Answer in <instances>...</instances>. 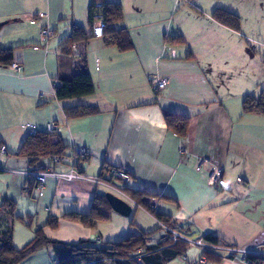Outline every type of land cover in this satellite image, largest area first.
Here are the masks:
<instances>
[{"label": "crops", "instance_id": "crops-1", "mask_svg": "<svg viewBox=\"0 0 264 264\" xmlns=\"http://www.w3.org/2000/svg\"><path fill=\"white\" fill-rule=\"evenodd\" d=\"M108 2L122 5L124 21L117 27L128 31L133 50L105 46L96 29V38L74 46L72 73L84 67L96 93L58 102L59 47L73 25L88 26L91 0H0V24L8 23L0 29V45L14 48V63L22 67L20 74L0 68V147L8 151L0 163V206L16 217H32L36 228L50 217L88 214L96 197L111 193L95 180L115 167L128 172L130 189L145 193V203L156 202V212L171 217L188 239L213 235L228 247L264 254V116L242 109L246 97L264 91V62L250 61L254 48L248 51L239 33L216 23L213 7L204 9L197 0ZM42 28L53 32L47 41L40 37ZM176 36L186 45L166 43ZM155 77L169 80L165 90H154ZM75 107L100 113L68 120L64 110ZM168 115L190 119L185 138L169 131ZM50 123L59 127L53 142L62 141L69 155L88 151L83 167L89 179L51 178L40 197L31 189L32 178L10 170L31 166L30 159L16 156L29 135L27 125L46 132ZM213 167L223 172L218 188L209 184ZM162 196L170 199L155 198ZM132 208L128 218L113 211L111 221L94 228L61 219L56 230L47 227L44 233L67 244H106L160 228L143 208ZM13 234L18 250L34 239V230L19 222ZM164 235L157 232L147 245L156 246ZM202 254L191 246L185 256L197 263ZM221 256L226 259L218 264H243L240 253ZM23 264L57 261L53 249L45 248Z\"/></svg>", "mask_w": 264, "mask_h": 264}, {"label": "trees", "instance_id": "trees-1", "mask_svg": "<svg viewBox=\"0 0 264 264\" xmlns=\"http://www.w3.org/2000/svg\"><path fill=\"white\" fill-rule=\"evenodd\" d=\"M95 16L101 17L102 31L100 38L103 40L105 46L115 47L121 53H128L133 50V43L128 31L117 27L124 21L122 5L108 2V0H91L88 26L84 28L73 25L70 35L59 47V77L58 82L54 84L56 100L58 102L86 97L96 93L91 75L84 67H82L83 69L81 68L82 70L79 74H72L74 69V46L96 38L95 30L97 20ZM212 19L232 31L239 32L241 29L240 17L227 10H215L212 13ZM7 24L5 22L4 26ZM165 41L168 45L173 46L186 45V41L182 36L165 38ZM14 56V48L5 49L0 45V68H9L14 63ZM242 109L244 114L264 116V91L258 97H246L243 100ZM64 113L68 120H78L97 115L100 111L90 107H75L65 109ZM165 120L169 131L176 136L185 138L188 135L190 129L189 118L168 115L165 117ZM55 134L48 133L47 131L39 132L38 130L35 135L29 134L16 156L30 159V168L40 167L44 160L52 157H73L75 154L69 155V147L62 141L53 142ZM100 180L103 183L115 187L118 186V181L111 178L108 171L103 173ZM31 186V189L40 196L37 191V182L34 179ZM123 192L139 207L152 215L160 224L172 230H178L182 235L187 237L171 217L156 211H151L150 205L143 201L145 193L136 192L130 188L123 189ZM155 198L170 199L163 196ZM112 212L113 210L106 196L96 197L90 213H69L62 218L50 217L45 226L35 229L34 239L18 250L13 245V226L16 222H19L25 227L32 229L33 218L16 217L12 209L8 210L0 206V264H23L31 256L45 248L53 249L57 264H168L180 256H184L191 247L184 240L175 242L171 238H167L165 242H160L156 246H148L147 241L157 232H160L162 230L161 227L153 233H140L120 242L106 244L97 241H81L78 244H67L52 240L44 233V229L47 227L56 230L59 227L61 219L80 223L87 228H94L101 222L111 221ZM202 241L208 245L226 246L221 238L213 235H207ZM139 249H143L144 251V256L141 260L134 259L135 253ZM224 253L223 251H205L202 254V258L206 260V264H218L226 259L221 256ZM232 257L230 256L229 259ZM247 261L251 264H264V257L248 256Z\"/></svg>", "mask_w": 264, "mask_h": 264}, {"label": "built area", "instance_id": "built-area-1", "mask_svg": "<svg viewBox=\"0 0 264 264\" xmlns=\"http://www.w3.org/2000/svg\"><path fill=\"white\" fill-rule=\"evenodd\" d=\"M100 18H101L100 16H95V19L97 20L96 29L98 33L99 32L101 33L102 31V25L100 22ZM98 33L97 35H100ZM52 36H53V32L51 30L42 28L40 37L43 41H47ZM9 69L16 74H20L22 72V67L18 63H13L9 67ZM151 82L156 92L165 90L169 84L168 79L158 78V77L153 78ZM27 130L29 131L30 135H35L37 132L36 127L33 125H27ZM58 131H59V127L56 124L50 123L47 125L48 133H57ZM7 153H8L7 148L5 146H1L0 147V163L6 162L5 159H6ZM180 153L185 154L186 150L184 148H180ZM74 154L75 155L73 157L67 156V157L49 158L48 160H44L42 164L40 165V167L37 166L35 168H30L29 170L25 172H20L16 170H10V172L13 174H21L23 176L34 179L37 182V191L40 197H42L45 191L46 183L51 178H56L58 180L67 181V182H74L76 180H81V179H89L85 177L84 167H83V162L88 157V151L85 149H79ZM205 164H207L206 159L200 160L199 168H202L203 165ZM105 170L108 171L111 178L118 181V186L115 187V186L103 183L100 179L95 180L96 183L98 185L106 186L108 189H110L113 195L119 197L120 199L128 203L130 206L139 207L132 199H130L123 192V189L131 188V183H132L131 175L128 172L117 169V168L106 167ZM222 174L223 172L220 168L213 167L210 172L209 184L212 187L218 188L220 186ZM238 181L241 182V179H239ZM149 205H150L151 211H156L157 209L156 202H151L149 203ZM160 227L162 228V230H164V233H165L164 237L161 239L160 242H165L167 238H171L175 242H177L178 240H184L188 242L191 246L199 248L202 251V253L205 251H223V252L231 253V254L240 253L242 256L243 264H251L247 261L248 256L264 257L263 253L239 251L235 248L227 247V246L222 247V246L208 245L201 240L192 241L188 239L187 237H185L184 235H182L178 230H172L170 228L165 227L162 224H160ZM143 256H144L143 249H139L136 251L134 259L141 260ZM178 260L182 264H206V260L204 258H201L197 263H190L185 255L180 256Z\"/></svg>", "mask_w": 264, "mask_h": 264}, {"label": "rangeland", "instance_id": "rangeland-1", "mask_svg": "<svg viewBox=\"0 0 264 264\" xmlns=\"http://www.w3.org/2000/svg\"><path fill=\"white\" fill-rule=\"evenodd\" d=\"M197 3L204 9L213 7V12L224 9L238 15L241 19V29L237 32L240 40L242 44L248 46L246 47L248 51L250 48L256 51L254 58L249 57V60L257 65L264 62V0H197ZM32 227L26 229L35 231L36 224Z\"/></svg>", "mask_w": 264, "mask_h": 264}, {"label": "water", "instance_id": "water-1", "mask_svg": "<svg viewBox=\"0 0 264 264\" xmlns=\"http://www.w3.org/2000/svg\"><path fill=\"white\" fill-rule=\"evenodd\" d=\"M4 26V23L0 24V29ZM106 198L112 208V210L119 214L122 217L128 218L133 211L132 206H130L128 203L120 199L119 197L113 195L112 193H108L106 195Z\"/></svg>", "mask_w": 264, "mask_h": 264}]
</instances>
